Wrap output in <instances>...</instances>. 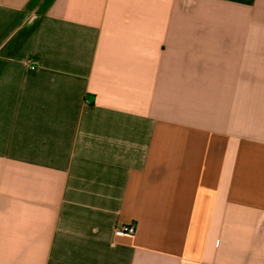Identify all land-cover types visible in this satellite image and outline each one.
<instances>
[{"label": "crops", "instance_id": "obj_1", "mask_svg": "<svg viewBox=\"0 0 264 264\" xmlns=\"http://www.w3.org/2000/svg\"><path fill=\"white\" fill-rule=\"evenodd\" d=\"M0 264H264V0H0Z\"/></svg>", "mask_w": 264, "mask_h": 264}, {"label": "built area", "instance_id": "obj_2", "mask_svg": "<svg viewBox=\"0 0 264 264\" xmlns=\"http://www.w3.org/2000/svg\"><path fill=\"white\" fill-rule=\"evenodd\" d=\"M116 232L133 234L135 232V225L133 223H119L115 227Z\"/></svg>", "mask_w": 264, "mask_h": 264}]
</instances>
